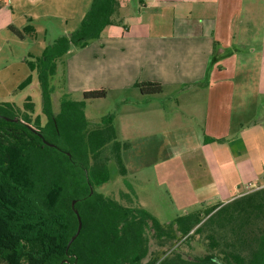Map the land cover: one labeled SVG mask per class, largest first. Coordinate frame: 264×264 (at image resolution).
I'll return each instance as SVG.
<instances>
[{"label":"crops","instance_id":"0c3cea01","mask_svg":"<svg viewBox=\"0 0 264 264\" xmlns=\"http://www.w3.org/2000/svg\"><path fill=\"white\" fill-rule=\"evenodd\" d=\"M92 1L0 0L5 64L26 63L77 30ZM117 1L114 23L100 38L66 55L65 78L96 80L108 95L136 90L113 115L118 140L128 144L122 177L139 183V196L147 198L137 207L154 206L151 198L163 190L188 214L263 186L264 105L259 120L244 117L256 114L264 97V0ZM59 16L65 26L51 23ZM27 26L34 35L21 38L12 29ZM250 65L259 68L256 79L234 80L237 69ZM144 82L163 90L144 95L136 87ZM90 89L99 90L78 91ZM141 174L155 182L153 190Z\"/></svg>","mask_w":264,"mask_h":264},{"label":"trees","instance_id":"16d2710c","mask_svg":"<svg viewBox=\"0 0 264 264\" xmlns=\"http://www.w3.org/2000/svg\"><path fill=\"white\" fill-rule=\"evenodd\" d=\"M118 8L117 0H93L77 30L26 60L40 86L44 126L39 117L32 119L30 98L23 110L0 103V264H264V187L168 224L97 192L111 179L110 162L121 176L127 173L122 151L128 144L118 140L114 115L94 126L85 117L86 101L105 98L107 91L62 101L55 113L52 80L72 48H84L114 23ZM12 29L21 38L35 31L32 26ZM31 83L29 75L18 89ZM136 87L144 95L163 90L156 82ZM75 209L82 229L68 247L79 225ZM195 235L209 241L204 256L151 254L152 242L163 247Z\"/></svg>","mask_w":264,"mask_h":264},{"label":"rangeland","instance_id":"374dc122","mask_svg":"<svg viewBox=\"0 0 264 264\" xmlns=\"http://www.w3.org/2000/svg\"><path fill=\"white\" fill-rule=\"evenodd\" d=\"M57 18H62V16L54 18L51 22L54 26L59 25V27L65 26V22L63 20H57ZM16 52L18 50L17 46ZM17 54V53H16ZM10 57L9 53H2L0 54V103L9 102L20 108L21 110L24 109V105L26 103L27 98H30L34 104V112L32 113V119H36L37 117L40 118L42 126L46 124V117L42 113V98H41V91L40 86L37 80L36 74L32 73L29 70L27 63L23 61H19L17 64H13V62H8L5 64L6 57ZM67 56L64 57V65L62 66L59 64L58 72L56 76L52 80V84L54 86V96H53V109L55 113H58L60 110V103L65 100H72V101H81L83 100V93L78 91L81 88H91V87H98L101 89V86L98 81L96 80H82L80 82V77L73 80L70 84H68L67 79L65 78V65L67 63ZM28 60V58L26 59ZM238 70V69H237ZM234 73V80L241 78H257L258 77V67H254L252 65L249 68L244 69L241 73V70H238ZM31 72V73H30ZM238 73V77H237ZM33 75L32 83L24 89H18L19 85L29 76ZM240 75V76H239ZM16 81H20L16 82ZM70 85V86H69ZM69 87V90H68ZM71 89V90H70ZM92 90V89H90ZM69 91V92H68ZM136 92V90H132ZM130 90H119L111 93L110 95L107 94L105 98L99 99H91L86 101L85 107V117L86 120L89 122L90 125L94 126L101 123L102 119L108 116L110 113L117 115L119 108L122 104V101L125 97L130 96L133 94ZM169 93V91H168ZM258 104H260L259 111L256 114H249V116H245L244 120L247 123L254 122L259 120L262 117L263 113V105H264V97L262 100H259ZM258 108V107H257ZM251 112L249 109L247 110ZM264 121V120H263ZM115 125V120H114ZM118 125V122H117ZM132 151V150H131ZM138 150H136L137 153ZM136 153L131 152L127 155L128 159L134 157ZM144 155L143 157H145ZM134 160H139L138 158H134ZM109 169L111 173V180L102 185L97 187V192L108 196L123 206L127 207H137V201L140 198L146 197V195H140L139 191L136 190L138 184L131 180L129 177L125 178L122 177L116 166L114 161L109 163ZM148 175H139V181L145 182L146 185L150 189H154L155 182L148 180ZM264 187L261 186L260 188ZM258 189V188H256ZM254 189V190H256ZM123 191V193H121ZM124 192H128L131 195H126ZM144 192L149 193L148 190ZM251 192V191H250ZM121 193V194H120ZM154 194L153 192H151ZM151 202L154 201V206L152 204L149 207L145 208L148 212L154 217H157L162 224H168L173 221L175 218L179 216H184L183 212H180L179 208L177 207L176 202L174 199L170 198L163 190L158 192V195L151 198ZM155 207V208H154ZM166 245L163 247L157 246V244L152 242L151 244V254L156 253L159 257L165 258L167 256H172L174 253L173 251H177L183 255L185 258H196L197 256H204L209 252V241L206 239V235H195L190 239H176L173 241H166ZM150 254V255H151Z\"/></svg>","mask_w":264,"mask_h":264},{"label":"water","instance_id":"95a60500","mask_svg":"<svg viewBox=\"0 0 264 264\" xmlns=\"http://www.w3.org/2000/svg\"><path fill=\"white\" fill-rule=\"evenodd\" d=\"M47 145H49V146H53L52 144H50L49 142H47V141H44ZM74 204H75V202H73V206H74ZM75 211V213H76V215H77V217H78V222H79V225H78V230H77V232H76V234L72 237V239L70 240V242L68 243V247L72 244V242L77 238V236L80 234V232H81V229H82V221H81V217H80V215H79V213H78V211L75 209L74 210Z\"/></svg>","mask_w":264,"mask_h":264}]
</instances>
